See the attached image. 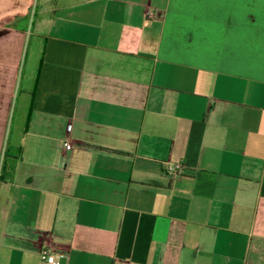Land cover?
Wrapping results in <instances>:
<instances>
[{"label":"crops","instance_id":"1","mask_svg":"<svg viewBox=\"0 0 264 264\" xmlns=\"http://www.w3.org/2000/svg\"><path fill=\"white\" fill-rule=\"evenodd\" d=\"M0 167V264H264V0H0Z\"/></svg>","mask_w":264,"mask_h":264},{"label":"built area","instance_id":"2","mask_svg":"<svg viewBox=\"0 0 264 264\" xmlns=\"http://www.w3.org/2000/svg\"><path fill=\"white\" fill-rule=\"evenodd\" d=\"M148 14L150 16L154 15L153 11H149ZM65 148H71V144L65 142ZM177 167L181 168V165L178 164ZM0 180H1V167H0ZM41 261L49 264H60L62 260L65 258V254L63 252L54 253L51 246L48 244H44L40 249Z\"/></svg>","mask_w":264,"mask_h":264},{"label":"rangeland","instance_id":"3","mask_svg":"<svg viewBox=\"0 0 264 264\" xmlns=\"http://www.w3.org/2000/svg\"><path fill=\"white\" fill-rule=\"evenodd\" d=\"M30 68H31V60H30V55H28L25 65L22 66L23 74L28 72Z\"/></svg>","mask_w":264,"mask_h":264},{"label":"trees","instance_id":"4","mask_svg":"<svg viewBox=\"0 0 264 264\" xmlns=\"http://www.w3.org/2000/svg\"><path fill=\"white\" fill-rule=\"evenodd\" d=\"M108 150H110V151H114V152H117V153H119V154H125V152H122V151H115V150H111V149H108ZM8 155H9V154L6 152L5 158H6V156L8 157ZM2 169H3V170L6 169V164H5V166H3Z\"/></svg>","mask_w":264,"mask_h":264}]
</instances>
